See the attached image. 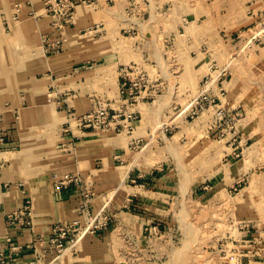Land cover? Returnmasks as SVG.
<instances>
[{"label":"rangeland","instance_id":"rangeland-1","mask_svg":"<svg viewBox=\"0 0 264 264\" xmlns=\"http://www.w3.org/2000/svg\"><path fill=\"white\" fill-rule=\"evenodd\" d=\"M26 1L31 6L32 0L14 4L10 20L35 16L23 10ZM110 1L121 26L101 45H110L121 68L133 66L131 77L141 83L136 101L153 106L143 134L126 150L128 180L141 189L131 209L156 228L155 236H165L160 257L171 262H258L264 246V2L124 0L119 11V1ZM201 91L208 101L197 104ZM135 113L131 128L141 119ZM98 213L109 219L103 209Z\"/></svg>","mask_w":264,"mask_h":264},{"label":"crops","instance_id":"crops-1","mask_svg":"<svg viewBox=\"0 0 264 264\" xmlns=\"http://www.w3.org/2000/svg\"><path fill=\"white\" fill-rule=\"evenodd\" d=\"M18 1L0 0V252L19 248L7 264H176L160 257L165 236H155L141 212L131 209L141 189L128 180L132 169L126 150L143 134L153 106L136 101L130 107L119 97L121 63L109 44L101 45L121 26L111 1L78 5L72 23L63 26L44 14L39 0L31 6L26 1L23 9L35 16L10 20ZM118 1L119 11L127 6ZM102 103L116 113H139L138 125L131 128L121 115L115 119L119 134L74 126L64 131L70 115ZM66 174L79 181L61 185ZM25 201L30 202V224L8 226L6 214ZM101 209L109 217L106 231L80 233L61 253L50 245L53 225L84 227L85 211ZM259 250L258 262L240 264H264V246Z\"/></svg>","mask_w":264,"mask_h":264},{"label":"built area","instance_id":"built-area-1","mask_svg":"<svg viewBox=\"0 0 264 264\" xmlns=\"http://www.w3.org/2000/svg\"><path fill=\"white\" fill-rule=\"evenodd\" d=\"M41 6L44 14L49 15L55 19L58 25H70L72 23L74 10L78 5L89 6L93 0H41ZM18 10V9H17ZM34 12L30 10V14ZM133 66L123 67L119 70L120 82L118 85V94L122 102L130 106L140 95L141 83L138 79H133ZM208 101V97L204 91H201L197 97V104ZM123 115L124 119L130 125L137 117L134 111L114 112L109 106L96 104L87 112L81 115H70L69 122L64 127L65 132H71V127L79 129L80 131H103V132H119L120 127L115 125V119ZM1 121V117H0ZM4 140V134L0 130V143ZM79 178L76 175L66 174L61 177L59 183L67 185L69 183H76ZM87 204L84 202V207ZM87 222L84 227H81L78 222L73 223H59L52 226L50 231V245L54 246L56 250L61 253L67 248L72 247L77 240V236L85 233L95 235L98 232L106 231L108 229V219L106 216L100 218V213L89 214L85 211ZM30 202L25 201L20 209L16 212H9L6 214V223L8 226L15 224L29 225L30 224ZM99 219V220H98ZM98 222L95 224V222ZM102 221V222H101ZM101 222V223H100ZM156 228H153L155 232ZM8 242H10L8 240ZM19 248L11 247L8 254L0 252V264H7L10 260V254L18 251Z\"/></svg>","mask_w":264,"mask_h":264}]
</instances>
